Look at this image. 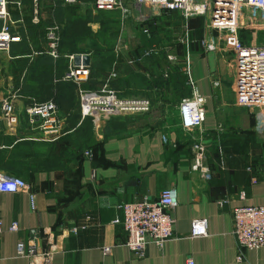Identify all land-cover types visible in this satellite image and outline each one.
<instances>
[{
    "label": "crops",
    "instance_id": "obj_1",
    "mask_svg": "<svg viewBox=\"0 0 264 264\" xmlns=\"http://www.w3.org/2000/svg\"><path fill=\"white\" fill-rule=\"evenodd\" d=\"M254 18L249 12L242 14L241 41L250 37V43L242 42L264 45L255 41L264 35V25L254 26ZM0 53L1 100L12 94V77L8 71L11 57ZM190 54L196 87L206 99L202 137L214 176L197 180L191 153L182 147L167 152L159 128L120 132L105 139L101 135L89 150L91 156L71 161L66 169H17L29 189L0 192V264H28L15 250L19 239L29 238L43 244L46 239L52 241L51 264H187L189 258L192 264H264V248L243 250L238 260L239 248L232 233L234 207L264 204V136L257 129L264 124H260L258 110L236 104L232 52L222 42L221 48L211 51H201L193 43ZM14 100L17 124L6 125L0 110V170L9 174L18 144L43 153L48 143L66 133L60 132V120L52 130L30 124L23 102L17 97ZM169 187L177 191L175 235L161 248L149 243L145 256L135 258L124 245V229L112 222L121 215L116 206L143 196L157 198ZM29 193L35 196L34 208ZM218 200L224 203L219 205ZM86 215L90 220L85 229L76 234L68 231ZM202 217L208 219V234L190 237L191 222ZM12 221L18 229L9 232ZM103 246L109 247L108 254Z\"/></svg>",
    "mask_w": 264,
    "mask_h": 264
},
{
    "label": "built area",
    "instance_id": "obj_2",
    "mask_svg": "<svg viewBox=\"0 0 264 264\" xmlns=\"http://www.w3.org/2000/svg\"><path fill=\"white\" fill-rule=\"evenodd\" d=\"M29 2V23L33 25L42 22V5L55 0H27ZM24 0H0V51L9 53L12 42L22 38L20 25L24 23L22 6ZM64 5L74 4L78 0H63ZM91 10H120L126 12L133 7L138 16H144V7H156L166 12H177L185 22L191 16L206 15L208 26L220 34L224 48L232 52L233 91L237 105L258 110V119L264 124V45L245 44L241 41V16L249 12L255 16V25H264V15L259 18L257 13L264 14V0H91ZM129 5V7H128ZM19 11L18 17H13L12 11ZM60 24L53 20L45 28V39L42 50L33 51L30 55L45 52L54 60L60 55ZM142 31L149 35V28ZM182 40L186 44L183 71L190 86V95L184 97L179 107L180 126L187 132L197 131L198 136L192 146L191 169L204 175L208 167L204 164L207 148L203 142L202 126L205 119V102L196 87L192 74V61L189 49L188 29H185ZM207 51L215 50L218 42L212 36H205L201 40ZM150 51H157L153 47ZM3 54V53H0ZM75 54H68L69 70L62 77L74 82L84 81L88 77L89 66L82 63L74 66ZM2 56V55H0ZM171 59V55H167ZM112 71L109 78L114 77ZM217 85V82L213 83ZM79 109L81 117H91L95 125L100 120L118 115L128 110L147 111L149 100L136 98H119L116 92L104 83L99 90H87L79 87ZM15 96L6 95L0 100L1 116L8 126L17 124L19 117L16 112ZM24 112L30 124H36L39 129H54L59 123L58 106L53 100H43L24 106ZM86 156H91L85 151ZM29 186L25 179L0 170V192L28 191ZM31 208L35 207V196L29 193ZM224 201L218 200V204ZM177 205V191L169 187L160 191L157 198L143 196L138 200L117 204L121 215L112 220L120 224L126 233L124 245L135 258H143L149 243L161 248L165 241L175 235L173 210ZM233 230L239 254L242 259L243 250L264 248V204L237 206L232 210ZM90 216L86 215L81 223L73 224L68 231L76 234L87 227ZM18 229L16 221H12L7 230L14 232ZM208 219L206 217L194 219L190 224V237H201L208 234ZM3 232L0 220V238ZM104 254L110 249L103 246ZM55 247L52 241L46 239L45 244L37 238L19 239L16 243V256L27 259L28 264H51ZM187 264H192L188 259Z\"/></svg>",
    "mask_w": 264,
    "mask_h": 264
},
{
    "label": "rangeland",
    "instance_id": "obj_3",
    "mask_svg": "<svg viewBox=\"0 0 264 264\" xmlns=\"http://www.w3.org/2000/svg\"><path fill=\"white\" fill-rule=\"evenodd\" d=\"M90 2L91 0H78L67 10L68 15H71L74 32L81 34L79 41L74 46L93 52L92 48H94V45L100 46L103 40L109 41V44L113 45V51L107 59L109 69L114 64L112 63L114 56L121 52L126 62L132 66L133 71L146 84H155L156 89L153 91L149 88L151 86H146L145 90L134 91L132 94L123 93L122 91L116 92L119 98L148 99L149 109L147 111H124L118 115L100 120L99 125H95L91 117L85 119V136L90 138L89 143L99 140L102 135V129L107 123L112 122L113 124L116 122L114 123L115 127L124 133L134 130L159 128L163 132L167 152L184 149L192 155V146L198 136V132L195 130L191 132L183 130L179 121L180 104L184 97L190 95V86L183 71V55L185 54L186 44L182 38L185 29H188L190 51L193 43H196L201 51H207L202 46L201 40L205 36H212L218 42L217 48L218 46L221 48L220 34L217 30L208 26L209 19L206 15L189 17L185 26L180 14L166 12L156 7H144V16H138L135 9L128 5L129 9L126 12L120 10L108 12L105 15L106 19L103 20V25L91 20L82 22L79 18L80 12L83 14L89 9L92 14H96L91 10ZM45 6L44 4L42 5L41 12L43 22H46L45 18L47 17L45 15ZM28 15L29 13L24 15V22ZM263 15L262 12L257 13L259 18ZM153 24L157 27L154 28ZM145 26L150 29L149 35L142 31ZM62 30H66L65 24L60 26L61 34ZM256 38V42L262 41L264 43V35H259ZM251 40L253 41V38L245 37L242 41L250 43L249 41ZM153 47L157 48V51L148 52ZM167 55H171V59ZM116 74L118 82H121L125 75L118 72ZM100 79L101 77L98 76V80ZM166 83L167 85H165ZM252 112L254 113V111ZM58 117L62 125L60 132L65 131L67 119L62 114ZM84 118L81 117V119ZM257 129H260V134L264 136V128L257 127ZM180 147L182 148L180 149ZM204 164L208 167L207 173L201 175L197 172L195 174L197 180L202 182L211 179L215 172L209 165L208 154H206Z\"/></svg>",
    "mask_w": 264,
    "mask_h": 264
},
{
    "label": "trees",
    "instance_id": "obj_4",
    "mask_svg": "<svg viewBox=\"0 0 264 264\" xmlns=\"http://www.w3.org/2000/svg\"><path fill=\"white\" fill-rule=\"evenodd\" d=\"M62 1L55 0L44 4L46 5V22L42 20L40 24L33 25L27 20L28 15L25 22L19 24L22 38L20 41L10 44L9 55L11 58L8 71L12 77V94L23 102V106L43 100H53L57 104L59 112L67 119L66 133L58 140L48 143L47 150L43 153H33L24 144H18L13 150L12 175H20L17 169H31L32 171L66 169L71 161L82 159L85 156V151H89L98 144L95 141L89 143L90 138L85 136V119H89V117L84 119L80 117L79 87L87 90H99L107 82L108 87L115 92L122 91L127 94L143 91L146 86H151L149 88L153 91L156 89L155 84H146L133 71L132 66L126 62L121 52L114 56L112 62L114 64L109 69L107 59L113 51V45L109 44V41L102 39L100 46L94 45L93 52L76 48L74 45L79 41L81 34L74 32L71 15H68L67 12L73 4L64 5ZM22 10L24 15L29 13L30 8L27 0H24ZM112 11L98 10L96 14H92L88 9L83 14L80 12L79 18L82 22L91 20L103 25V20L106 19L105 15ZM12 13L15 18L19 16V11L15 10ZM49 20L50 22L55 20L60 25H66V30H62V34L60 31V55L55 60L45 52L30 55L33 51L42 50L46 23L49 24ZM153 26L154 28L157 27L155 24ZM68 54H90L88 77L79 84L62 79L69 70ZM112 71L125 75L121 82H118L117 74L109 78ZM98 76L101 77L100 80H98ZM114 123L109 122L104 126L102 129L103 139L122 132L115 127ZM90 154L92 155V152Z\"/></svg>",
    "mask_w": 264,
    "mask_h": 264
},
{
    "label": "water",
    "instance_id": "obj_5",
    "mask_svg": "<svg viewBox=\"0 0 264 264\" xmlns=\"http://www.w3.org/2000/svg\"><path fill=\"white\" fill-rule=\"evenodd\" d=\"M83 64L85 66L90 65V56L89 54H75L73 58L74 66H78L79 64Z\"/></svg>",
    "mask_w": 264,
    "mask_h": 264
}]
</instances>
